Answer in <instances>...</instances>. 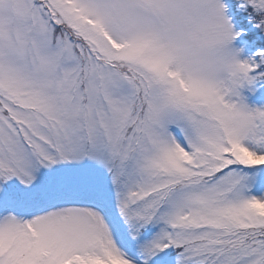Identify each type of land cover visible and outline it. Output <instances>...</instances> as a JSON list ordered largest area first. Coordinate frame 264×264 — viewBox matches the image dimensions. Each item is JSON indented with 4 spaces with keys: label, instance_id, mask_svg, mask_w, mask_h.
<instances>
[{
    "label": "snow or ice",
    "instance_id": "1",
    "mask_svg": "<svg viewBox=\"0 0 264 264\" xmlns=\"http://www.w3.org/2000/svg\"><path fill=\"white\" fill-rule=\"evenodd\" d=\"M0 264H264V0H0Z\"/></svg>",
    "mask_w": 264,
    "mask_h": 264
}]
</instances>
